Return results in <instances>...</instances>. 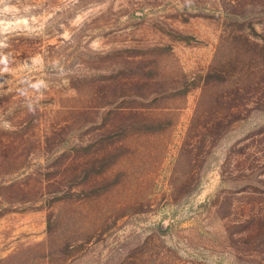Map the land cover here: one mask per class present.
I'll return each instance as SVG.
<instances>
[{
  "label": "rangeland",
  "instance_id": "374dc122",
  "mask_svg": "<svg viewBox=\"0 0 264 264\" xmlns=\"http://www.w3.org/2000/svg\"><path fill=\"white\" fill-rule=\"evenodd\" d=\"M5 6L0 264H264V0Z\"/></svg>",
  "mask_w": 264,
  "mask_h": 264
},
{
  "label": "clouds",
  "instance_id": "9594fccd",
  "mask_svg": "<svg viewBox=\"0 0 264 264\" xmlns=\"http://www.w3.org/2000/svg\"><path fill=\"white\" fill-rule=\"evenodd\" d=\"M0 4H5V0H0ZM9 11L10 9L7 6L0 8V13H7ZM3 31H4L3 29H0V35H2ZM3 47H7V44L3 39H0V48ZM38 60L39 58H34L33 63L34 64L37 63ZM7 64H8V57L6 55L0 54V65H4L3 68H0V74H3L4 72L8 71ZM31 87L39 89L40 87H46V85L44 84L43 81H39L36 84L31 85Z\"/></svg>",
  "mask_w": 264,
  "mask_h": 264
}]
</instances>
